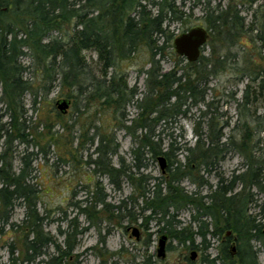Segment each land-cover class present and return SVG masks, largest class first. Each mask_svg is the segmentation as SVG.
Masks as SVG:
<instances>
[{
    "label": "trees",
    "instance_id": "16d2710c",
    "mask_svg": "<svg viewBox=\"0 0 264 264\" xmlns=\"http://www.w3.org/2000/svg\"><path fill=\"white\" fill-rule=\"evenodd\" d=\"M212 2L0 0V84L12 125L7 134L11 137L15 130L24 136L21 119L26 109L22 99L33 88L24 73L35 68L44 78L43 89L59 86L72 107L84 106L80 137L89 138L95 147L87 163L111 184L119 186L120 179L131 183L133 192L129 198L134 203L142 200V211H149L148 215L143 213L141 226L154 220L171 240L184 245L190 241L186 247L197 248L191 228L181 227L178 219L180 210L192 205L205 245L207 234L224 235L217 247L218 255L203 254L200 264H260L259 253L264 252V196L260 197L264 195V5L254 9L256 0L248 1L247 11H252L254 19L246 30V18L238 7L245 2L228 3L226 8ZM204 4L207 44L219 41L227 48L240 44L243 49L232 54L202 53L197 61L189 62L175 51L173 41L177 35L171 27L185 24V32L203 26L192 24L188 18ZM245 34L254 48H245ZM89 50L97 55L95 70L86 54ZM140 52L147 57L138 70L139 75H145L143 90L137 82L130 86L128 75L129 64ZM24 56L30 58V63H23ZM166 58L173 59L175 65L165 69ZM233 60L235 65L230 64ZM228 66L239 72L238 80H246L242 96L237 98L234 90L227 92L224 87L221 96L209 98V92L215 89L211 86L213 77ZM225 95L235 101L234 119L220 110ZM130 105L136 107V117H129ZM61 114L59 110L57 116L61 118ZM78 116L76 121L80 122ZM183 118L194 120L195 141L175 145L183 134L164 132ZM119 130L133 141L130 161L119 154ZM83 145L81 140L76 150ZM230 154L240 156L242 161L226 177L219 170ZM92 155H96L95 159ZM161 156L167 163L163 175L146 173L150 162L159 161ZM22 160L19 170H15L7 150L0 152V220L8 223L17 200H22L27 207L22 222L28 229L24 262H33L48 237L41 228L44 216L38 211L40 195L33 175L36 159L24 155ZM213 172L217 182L212 186L209 177ZM185 180L200 190L208 185L210 189L205 195H194L182 185ZM94 198V205H102L99 214L106 213L101 215L108 221L113 220L111 214L121 220L135 219L125 200L114 206L105 195ZM77 206L83 214L90 212L87 207ZM73 222L70 224L76 227ZM74 238L67 231L68 248H72ZM232 241L236 244L231 246ZM67 254L68 249H62L57 264H64ZM190 258L187 257L188 264H197ZM129 260L130 264H139L135 255ZM157 262L146 257L143 264Z\"/></svg>",
    "mask_w": 264,
    "mask_h": 264
},
{
    "label": "rangeland",
    "instance_id": "374dc122",
    "mask_svg": "<svg viewBox=\"0 0 264 264\" xmlns=\"http://www.w3.org/2000/svg\"><path fill=\"white\" fill-rule=\"evenodd\" d=\"M248 1L213 0L212 5H220L226 8L228 3L235 4L237 2L240 4V2H245L243 6L240 5L238 7L242 9V15L246 18L247 28L245 29L249 30L253 25L254 18L252 11H247L249 7ZM259 5H264V0H256L253 8L256 9ZM204 7L205 4L194 9V12L188 18L192 24L205 26ZM185 29L186 25L182 23L174 24L171 27L175 35ZM247 36L245 34L243 38V42L247 44L245 48L252 49L254 44L248 40ZM240 49H243L240 44L227 48L223 43L215 41L213 44H207L203 53L208 55L215 51V53L232 54ZM140 53L139 57L129 64L128 75L129 85L133 86L137 82L140 90H143L145 75H139L138 70L147 57L145 52ZM86 54L89 63L94 66L93 69L95 70L98 61L96 53L89 50ZM30 61L29 57H23L25 65L30 63ZM163 64L165 69H169L175 65V61L171 58H166ZM230 64L233 65L234 60ZM240 76L239 72L230 66L221 70L218 76L213 77L211 86L215 87V89L211 93L209 92L208 97L222 94L221 92L225 87L227 92L234 90L236 92L235 96L240 98L246 84V80H238ZM24 77L31 80L33 88L30 92L25 93L22 99L24 109H26V115L21 119L24 122L21 126L23 137L19 136L15 130L11 133V137L7 134V130H12V125L10 112L6 102L3 100L2 86L0 84V152L7 150V155L13 160L15 170H19L21 167L24 155L35 157L33 175L36 177L35 181L38 183L37 189L40 195L38 211L41 216H44L41 228L47 234L48 240H46L45 246L42 245L40 248L39 254L38 252L35 254L33 262H24L26 256L25 238L28 229H26L22 219L25 217L27 207L22 203V200H17L9 222L5 223L3 218L0 220V227H2L0 232V264H57L64 248L69 251V254L65 255L62 260L64 264H130L129 259L132 258V255L136 256V261L139 264H143L146 257H151L154 263L158 261L157 264H188L187 257L191 256L193 250L198 252L195 262L200 264L203 254L218 255L217 247L224 239V235L213 236L212 234H207L206 245L210 246L206 248L202 236L198 233V223L193 217L194 213L196 214V210L194 206L189 205L180 210L178 219L181 221V227L188 226L191 228V234L198 247L189 250L186 246L190 244V241L184 245L183 243H178L176 239L171 240L169 238L166 256L164 258L159 257L157 255L159 238L165 232L161 231L162 225H158L154 220L148 221L145 226H141V223L144 222L143 213L148 215L149 211H142V200L134 203L129 198L133 192L131 183L120 179L121 183L119 186L111 184L107 177H101L99 173H94V165L87 163L95 147L91 145L89 138L80 137V123L86 115L84 106L81 104L77 108L70 106L68 112L62 113L60 118L57 116L59 112L57 101L68 99V97L61 94L59 86L50 87V90L43 89L44 78L36 72L35 68H31V71L24 73ZM226 101L229 102L226 104ZM200 107L204 108L203 106ZM220 107V110L224 111L227 117L232 119L236 117L235 101L228 96H222ZM193 111H196L198 116V109L195 108ZM127 112L130 118L136 117L138 113L134 105H130L127 108ZM77 116L80 118V122L76 121ZM170 132L175 135L183 134L182 138H177L178 142L175 145H184L186 142L193 143L195 141L194 120L183 118L179 123L172 125V127H166L164 134L168 135ZM91 134L92 132L89 133V135ZM117 135L120 143L119 154L125 156L127 161H130V149L133 141L124 130H119ZM22 138H27L28 141ZM81 140H83L84 145L79 150H76ZM70 152H73L74 155H71ZM95 157L96 155H92L93 159ZM241 161L240 156L230 154L222 162L219 171L229 177L233 170L240 166ZM146 173L157 177L162 176L163 171L160 162L151 161ZM209 181L212 186L216 184V172L211 174ZM98 182L100 185L97 184ZM182 185L189 193L193 192L194 195H205L210 189L208 185L200 190L188 180H185ZM94 195L95 197L96 195H105L107 202L114 206L125 200L126 203L124 204L128 205L129 209H133L135 219L126 217L121 220L111 214L113 220L108 221L107 218L102 216L106 213L102 212L101 215L98 212L102 205L93 204ZM263 196L261 195L260 197ZM79 204L87 207L90 212L83 214L77 206ZM113 213H117L115 208H113ZM71 220H74L73 224L76 227L70 224ZM134 227L140 230L139 240L132 235ZM179 229L181 228L179 227ZM67 231L75 236L72 248H68L65 242ZM149 241H151V244ZM235 244V241L231 242V246ZM169 245H171V249L168 248ZM121 249H124V251L120 252ZM258 260L260 264H264V252L259 253Z\"/></svg>",
    "mask_w": 264,
    "mask_h": 264
},
{
    "label": "water",
    "instance_id": "95a60500",
    "mask_svg": "<svg viewBox=\"0 0 264 264\" xmlns=\"http://www.w3.org/2000/svg\"><path fill=\"white\" fill-rule=\"evenodd\" d=\"M209 39V32L204 26H195L189 30L180 33L177 35L173 41L175 51L182 57L186 58L189 62H194L199 59L201 56V51L207 44ZM71 106L70 99H61L57 101V107L61 113H67L68 108ZM160 166L162 171H165L166 168V159L161 156L159 158ZM132 235L136 239H140V230L137 227L132 229ZM168 235L165 233L159 238L157 255L161 258L166 256ZM198 256L196 250L191 252V259L195 260Z\"/></svg>",
    "mask_w": 264,
    "mask_h": 264
},
{
    "label": "flooded vegetation",
    "instance_id": "af4514ba",
    "mask_svg": "<svg viewBox=\"0 0 264 264\" xmlns=\"http://www.w3.org/2000/svg\"><path fill=\"white\" fill-rule=\"evenodd\" d=\"M206 28V27H205ZM207 29V28H206ZM208 30V29H207ZM209 32V31H208ZM207 46V44L205 45V47ZM203 53V49H202V51H201V54ZM169 239V238H168ZM191 259V258H190ZM192 260V259H191ZM196 260V259H195ZM192 261H194V260H192Z\"/></svg>",
    "mask_w": 264,
    "mask_h": 264
}]
</instances>
